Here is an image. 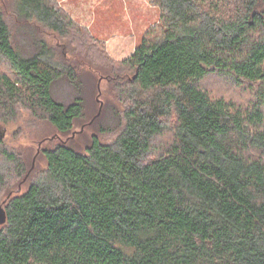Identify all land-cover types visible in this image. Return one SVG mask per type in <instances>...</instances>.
<instances>
[{
    "label": "trees",
    "instance_id": "trees-1",
    "mask_svg": "<svg viewBox=\"0 0 264 264\" xmlns=\"http://www.w3.org/2000/svg\"><path fill=\"white\" fill-rule=\"evenodd\" d=\"M151 2L158 22L121 63L116 124L83 151H42L44 174L3 203L0 264H264V0ZM74 27L55 0H0V62L12 72L0 71V110L25 104L72 131L83 101L51 95L55 80L76 78L46 37ZM19 29L33 35L30 54Z\"/></svg>",
    "mask_w": 264,
    "mask_h": 264
},
{
    "label": "rangeland",
    "instance_id": "rangeland-1",
    "mask_svg": "<svg viewBox=\"0 0 264 264\" xmlns=\"http://www.w3.org/2000/svg\"><path fill=\"white\" fill-rule=\"evenodd\" d=\"M74 22L68 38L47 36L57 59L71 68L76 81L63 75L51 86V95L59 102L70 103L76 97L83 101L82 116L68 134H61L42 116L25 104L14 106L13 113L0 110V150L14 154L24 169L0 156V204L8 197L24 192L46 170L42 154L65 141L83 151L100 127L116 124L118 113L126 102L121 90L130 74L121 65L135 50L148 29L158 22V9L151 0H55ZM19 29L16 43L23 55L34 51V38ZM39 36V34H38ZM0 71L12 76L9 66L0 62ZM209 89L219 95L242 101L238 90L223 81L210 78ZM109 141L111 135L100 136ZM1 154V153H0Z\"/></svg>",
    "mask_w": 264,
    "mask_h": 264
},
{
    "label": "water",
    "instance_id": "water-1",
    "mask_svg": "<svg viewBox=\"0 0 264 264\" xmlns=\"http://www.w3.org/2000/svg\"><path fill=\"white\" fill-rule=\"evenodd\" d=\"M5 221H6V213L2 203L0 204V226L3 225Z\"/></svg>",
    "mask_w": 264,
    "mask_h": 264
}]
</instances>
